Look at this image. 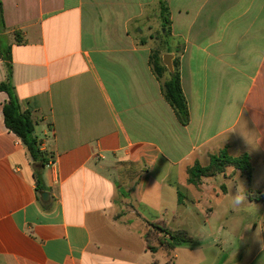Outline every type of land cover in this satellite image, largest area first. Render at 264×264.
I'll list each match as a JSON object with an SVG mask.
<instances>
[{"label":"crops","instance_id":"1","mask_svg":"<svg viewBox=\"0 0 264 264\" xmlns=\"http://www.w3.org/2000/svg\"><path fill=\"white\" fill-rule=\"evenodd\" d=\"M1 1L0 264H166L152 223L196 243L173 264H264V200L250 198L264 192V0ZM161 3L187 125L151 64ZM6 91L45 165L7 128ZM223 149L247 154L251 177L229 167L189 184Z\"/></svg>","mask_w":264,"mask_h":264},{"label":"trees","instance_id":"2","mask_svg":"<svg viewBox=\"0 0 264 264\" xmlns=\"http://www.w3.org/2000/svg\"><path fill=\"white\" fill-rule=\"evenodd\" d=\"M161 11L165 23L169 24V14H167V16L165 15L163 3H161ZM5 29L2 1L0 0V32L5 31ZM17 42H22V39H17ZM8 53H10V47L8 48ZM0 55L2 57L1 51ZM151 64L153 72L158 78H162L166 72L169 73L168 79L163 84V95L174 109L179 122L182 125H187L190 120L189 109L183 93L181 74L176 60L174 61V72L172 73L162 65V57H160V54L157 52L152 53ZM1 87L8 90L6 85H2ZM7 93L10 96L9 102L3 107V115L7 128L21 138L34 161L45 165L48 163L49 159L45 158V154L40 150V143L34 133V122L30 113L22 111L17 98L10 95L9 92ZM229 167L240 170L242 174L246 175L248 178L251 177L252 166L249 156L243 154L238 157H233L229 154L227 149H223L210 156V162L207 166H201L199 163H196L189 168L188 183L198 187L201 185L203 178H211L224 174ZM34 177L37 190H44L41 173H36ZM250 198L260 201L264 200V195H262L261 192H256L255 195H250ZM150 226L161 234V237L158 239V246L149 245V249L153 253L157 252L159 248L171 252L179 246H194L196 244L185 231H175L158 223H152ZM166 264H173V260L168 261Z\"/></svg>","mask_w":264,"mask_h":264},{"label":"rangeland","instance_id":"3","mask_svg":"<svg viewBox=\"0 0 264 264\" xmlns=\"http://www.w3.org/2000/svg\"><path fill=\"white\" fill-rule=\"evenodd\" d=\"M169 24H167V23H165V21H163V23H161V25H159V27H156V32H154V31H152V34L151 35H149V34H146L148 37H151V38H154L155 37V40H153V42H154V44H155V46L152 48V53H154V52H157V53H159L160 54V57H162V53H161V50H160V45H159V38L161 39V38H164L167 34H169V26H168ZM147 41L148 42H150L149 41V39H147ZM168 55V54H167ZM162 65L163 66H165V68L167 69V70H169L167 67H166V65L164 64V62H163V58H162ZM169 73L168 72H166L165 74H164V76L163 77H165V76H167ZM169 76V75H168ZM162 77V78H163ZM228 169V168H227ZM227 171V170H226ZM261 194L262 195H264V192H261ZM248 205H252V204H248ZM253 207H255V208H258V206H253ZM252 208V207H251ZM250 208V209H251ZM248 210V215L249 216H246V219H247V221H249L250 220V218L252 217V219H254L253 217H256V216H250V215H257L258 214V212H261V211H259V209H254V208H252V210ZM240 214H242L241 212H239V214H238V216L236 217V216H232V219H235V218H237V220L235 221V222H237L238 223V221H241V219H242V216L240 215ZM243 220V219H242ZM154 230V229H153ZM167 261H171L172 260V254H171V252H167Z\"/></svg>","mask_w":264,"mask_h":264},{"label":"water","instance_id":"4","mask_svg":"<svg viewBox=\"0 0 264 264\" xmlns=\"http://www.w3.org/2000/svg\"><path fill=\"white\" fill-rule=\"evenodd\" d=\"M172 59H173L172 55H164V57H163V62H164V64L166 65V67L169 69V71L171 73L174 72ZM42 196L45 199V198L48 197V194L47 193H43Z\"/></svg>","mask_w":264,"mask_h":264},{"label":"clouds","instance_id":"5","mask_svg":"<svg viewBox=\"0 0 264 264\" xmlns=\"http://www.w3.org/2000/svg\"><path fill=\"white\" fill-rule=\"evenodd\" d=\"M244 199V197L242 195H237L236 197V202L239 203V202H242Z\"/></svg>","mask_w":264,"mask_h":264}]
</instances>
